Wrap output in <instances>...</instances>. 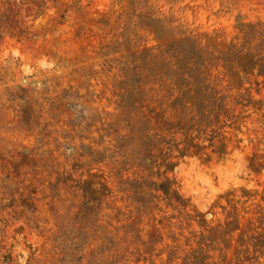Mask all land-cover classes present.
<instances>
[{
    "label": "rangeland",
    "instance_id": "obj_1",
    "mask_svg": "<svg viewBox=\"0 0 264 264\" xmlns=\"http://www.w3.org/2000/svg\"><path fill=\"white\" fill-rule=\"evenodd\" d=\"M0 264H264V0H0Z\"/></svg>",
    "mask_w": 264,
    "mask_h": 264
}]
</instances>
